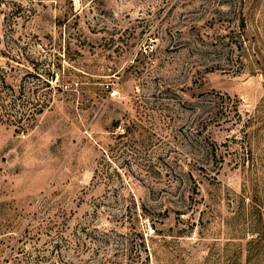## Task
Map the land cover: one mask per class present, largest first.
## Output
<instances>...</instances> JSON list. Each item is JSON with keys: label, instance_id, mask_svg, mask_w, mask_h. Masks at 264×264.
I'll return each instance as SVG.
<instances>
[{"label": "rangeland", "instance_id": "rangeland-1", "mask_svg": "<svg viewBox=\"0 0 264 264\" xmlns=\"http://www.w3.org/2000/svg\"><path fill=\"white\" fill-rule=\"evenodd\" d=\"M0 77V264H264V0H0Z\"/></svg>", "mask_w": 264, "mask_h": 264}, {"label": "trees", "instance_id": "trees-1", "mask_svg": "<svg viewBox=\"0 0 264 264\" xmlns=\"http://www.w3.org/2000/svg\"><path fill=\"white\" fill-rule=\"evenodd\" d=\"M43 73H44V70H43ZM37 74L40 75L39 77H43L41 73H38V71H37ZM49 76L51 78V75ZM3 82H5V78L0 77V117L1 116L4 117L5 115L6 116L11 115L13 107L22 105V108H20L19 110H15L17 111L19 121H21L24 118L25 120L32 121L35 119V116L41 113L43 109L48 105L45 99H43L42 101L38 99H28L26 100L25 103L20 102V99H21L20 86H19L18 93L16 94L14 99H10V97L6 98L8 97V95H6L4 90H2ZM42 83L44 84V86L48 85V82L46 80H42ZM17 100H19V102Z\"/></svg>", "mask_w": 264, "mask_h": 264}]
</instances>
